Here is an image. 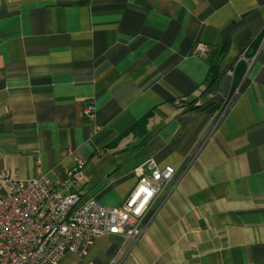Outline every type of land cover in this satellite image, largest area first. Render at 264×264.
I'll return each instance as SVG.
<instances>
[{
  "label": "crops",
  "instance_id": "crops-1",
  "mask_svg": "<svg viewBox=\"0 0 264 264\" xmlns=\"http://www.w3.org/2000/svg\"><path fill=\"white\" fill-rule=\"evenodd\" d=\"M78 158L71 192L106 207L149 160L175 174L140 241L59 264H264V0H0V177L59 185Z\"/></svg>",
  "mask_w": 264,
  "mask_h": 264
},
{
  "label": "built area",
  "instance_id": "built-area-1",
  "mask_svg": "<svg viewBox=\"0 0 264 264\" xmlns=\"http://www.w3.org/2000/svg\"><path fill=\"white\" fill-rule=\"evenodd\" d=\"M209 52L207 44L196 46L195 54L202 58H208ZM93 110L89 107L88 113ZM84 166L78 158L59 185L45 177L21 179L17 172L1 174L0 188L5 194L0 196V264H59L68 253L85 256L103 235L121 236L132 243L142 239L148 215L175 168L162 169L149 160L136 171L138 182L124 203L106 207L95 198L71 192Z\"/></svg>",
  "mask_w": 264,
  "mask_h": 264
},
{
  "label": "trees",
  "instance_id": "trees-1",
  "mask_svg": "<svg viewBox=\"0 0 264 264\" xmlns=\"http://www.w3.org/2000/svg\"><path fill=\"white\" fill-rule=\"evenodd\" d=\"M210 63H211V67H210L206 82L204 84L206 86V88L204 89L203 94L212 90V88L218 83L220 77L224 74V72L220 71L219 65L213 63V60H211ZM178 100H180V101H177V102H179L178 105L180 107H184V111L190 112V111H195V110L199 109L198 100H194L190 103H187L185 99H178ZM142 127H144V124L136 125L132 129V132H135V131H137V129H140ZM111 146L114 147L113 145H111Z\"/></svg>",
  "mask_w": 264,
  "mask_h": 264
}]
</instances>
